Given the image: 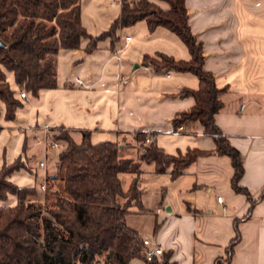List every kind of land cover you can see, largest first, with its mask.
<instances>
[{"label": "crops", "instance_id": "0c3cea01", "mask_svg": "<svg viewBox=\"0 0 264 264\" xmlns=\"http://www.w3.org/2000/svg\"><path fill=\"white\" fill-rule=\"evenodd\" d=\"M149 1L168 9L164 1ZM185 7L191 32L202 45L203 69L220 92L223 107L214 123L242 157L239 187L255 202L252 207L245 195L232 189L231 160L215 152L213 139L198 123L181 126V132L173 130V119L194 105L192 98L180 97L181 92L196 91L199 83L190 73L157 72L142 65L144 56L156 54L190 60L175 34L162 27L150 31L145 21L117 31L116 42L99 41L91 53L85 52V39L79 49L60 50L57 88L41 90L36 97L27 93L14 120L4 119L1 105L0 170L20 159L25 168L9 181L27 189H39L53 176L46 165L48 153L34 142L44 126L65 128L76 143L81 132H89L91 144L117 143L129 158L137 153L138 134L153 137L168 155L199 150L205 154L176 179L170 177L171 168L169 175H155L153 169L141 167L142 176L169 178L166 215L157 213L162 206L158 205L154 226L160 227L151 239L172 264H215L225 257L236 225L240 240L230 264H264V0H185ZM80 8L82 27L97 37L118 19L121 0H80ZM74 78H80L83 87ZM6 80L17 91L11 73H6ZM37 154L43 156L39 162L45 161V169L37 168ZM154 184L166 200V189ZM9 199L0 206L13 207L16 200ZM145 209L149 212L142 215L154 214Z\"/></svg>", "mask_w": 264, "mask_h": 264}, {"label": "trees", "instance_id": "16d2710c", "mask_svg": "<svg viewBox=\"0 0 264 264\" xmlns=\"http://www.w3.org/2000/svg\"><path fill=\"white\" fill-rule=\"evenodd\" d=\"M168 4L162 10L149 0H121L118 19L97 37L88 35L81 25L80 0H0V117L15 119L21 107L17 91L36 97L41 90L57 88L56 58L60 50H76L81 40H88L85 49L91 53L99 41L118 40L117 31L145 21L153 31L162 27L175 34L186 46L190 60L176 61L163 54L144 56L142 65L157 72L190 73L199 83L198 90H183L180 97L193 99V107L178 114L172 121L173 130L185 124L198 123L210 136L218 155L231 160L232 189L246 196L239 187L243 176V160L214 123L223 104L213 76L203 69L202 45L193 36L188 24L185 0H161ZM6 73L13 75L17 91L11 89ZM52 140L64 143L57 154L55 173L44 181L41 201L34 188H19L9 177L25 165L20 159L0 170V203L9 195L16 197L13 207L0 206V264H129L142 259L143 238L129 227L126 217L147 213L143 208V191L139 181L142 165H152L155 175L176 179L205 153L188 150L176 156L166 154L155 142L145 143L148 136L138 134L137 158L126 157L117 143L91 144L89 132H81L76 143L64 129ZM120 175L131 181L123 188ZM264 198V194L261 195ZM158 226H154V232ZM235 237L224 258L215 264H230L240 236ZM163 254L159 262L172 264Z\"/></svg>", "mask_w": 264, "mask_h": 264}, {"label": "rangeland", "instance_id": "374dc122", "mask_svg": "<svg viewBox=\"0 0 264 264\" xmlns=\"http://www.w3.org/2000/svg\"><path fill=\"white\" fill-rule=\"evenodd\" d=\"M61 129H64L66 132L69 133V131H67L65 128H56L53 129L54 133L59 136L65 133L63 131H61ZM51 130V129H50ZM71 136V133H69ZM35 135H39L40 134H35ZM78 141V140H77ZM61 143V145L64 148V143L59 141ZM42 148V147H41ZM43 149V148H42ZM62 149H57V150H47L46 152L48 153L47 159H46V165L48 170L54 174L55 173V162H56V158H57V154L61 151ZM133 154H131V157L134 159V161H138L137 158V154L132 152ZM43 156H41L40 154L36 155V160L39 162ZM45 157V154H44ZM128 157V156H126ZM130 157V156H129ZM40 159V160H39ZM143 169H153L152 165H146L143 164ZM120 180L123 183V188L127 189L131 178L129 177V175H120ZM154 175H150V174H146L145 176H142L140 178L139 181V185H140V189L143 191V198H142V203L143 206L147 209H150L151 211H154L153 213H150L149 215H142V216H133V215H128L126 217V222L127 225L133 229H135L136 231L140 232L144 238L149 237V239L152 238V236H154V224H155V212L157 209L158 205H162L160 210H161V214L166 215V213L164 212V207L167 206L169 204V178L166 177H158L157 179H154ZM155 182L159 183L163 188L166 189L167 194H166V200H161V189H156L155 187ZM37 193V196L34 199H37L39 201H41L42 196H43V192H41L39 189H35ZM9 198H13L16 200L15 196H11L9 195L8 198L6 199V201L4 202L6 205L9 204ZM168 203V204H167ZM144 208V209H145ZM146 210V209H145ZM147 212H149L148 210H146ZM160 214V215H161ZM157 225V224H156ZM158 229L160 227V225L158 224ZM141 259H133L130 263L131 264H139Z\"/></svg>", "mask_w": 264, "mask_h": 264}, {"label": "built area", "instance_id": "2783aa9c", "mask_svg": "<svg viewBox=\"0 0 264 264\" xmlns=\"http://www.w3.org/2000/svg\"><path fill=\"white\" fill-rule=\"evenodd\" d=\"M129 39H125V42H128ZM117 53H120V50L117 51ZM74 83L78 85L79 87H83V82L80 78H74ZM18 99L20 101L27 100V93L25 91H19L18 92ZM183 130L182 127L177 128L178 132H181ZM42 135H35L34 136V142L35 144L41 146L44 151L47 150H57V149H63V146L59 141L52 140L49 131L50 128L48 126H44L41 128ZM153 142V137L148 136L145 140V143ZM37 168L39 169H45V161H41L37 164ZM39 190L41 192H44L45 190V184L44 182L39 186ZM217 201L221 203L222 198L217 197ZM161 212L160 209L157 210V213ZM143 246L144 250L142 251V259L140 260L143 264L152 263L154 261L159 262L163 256V249L153 240L149 238H143ZM131 264V263H129Z\"/></svg>", "mask_w": 264, "mask_h": 264}, {"label": "water", "instance_id": "95a60500", "mask_svg": "<svg viewBox=\"0 0 264 264\" xmlns=\"http://www.w3.org/2000/svg\"><path fill=\"white\" fill-rule=\"evenodd\" d=\"M3 44H2V42H1V40H0V46H2ZM135 67H137V66H135ZM168 211V210H167Z\"/></svg>", "mask_w": 264, "mask_h": 264}]
</instances>
